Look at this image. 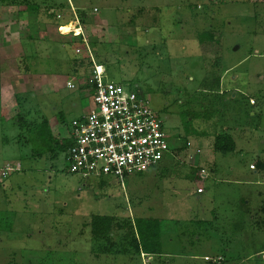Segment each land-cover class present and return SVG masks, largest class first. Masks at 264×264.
Listing matches in <instances>:
<instances>
[{
    "label": "rangeland",
    "instance_id": "rangeland-1",
    "mask_svg": "<svg viewBox=\"0 0 264 264\" xmlns=\"http://www.w3.org/2000/svg\"><path fill=\"white\" fill-rule=\"evenodd\" d=\"M74 21L84 35L60 30ZM91 56L149 100L172 148L186 146L125 188L69 171L68 151L33 156L28 142L44 119L72 138L93 108L80 83ZM0 70V264H264V0H0ZM224 132L235 151H213ZM198 166L210 174L200 198L184 179ZM93 213L157 219L162 254H94Z\"/></svg>",
    "mask_w": 264,
    "mask_h": 264
},
{
    "label": "built area",
    "instance_id": "built-area-1",
    "mask_svg": "<svg viewBox=\"0 0 264 264\" xmlns=\"http://www.w3.org/2000/svg\"><path fill=\"white\" fill-rule=\"evenodd\" d=\"M74 14L77 20L75 10ZM74 22L80 31L73 32L84 35L79 21ZM91 61L85 82L80 83L89 88L93 108L75 120L73 143L67 153L69 171L84 178L114 177L125 188L133 174L147 171L164 160L171 150L168 132L146 97L108 79L106 66L94 56ZM76 86L72 79L67 82L68 88ZM12 170H21V164L7 167L5 175ZM197 190L202 192L203 188L199 186ZM205 259L216 261L210 256Z\"/></svg>",
    "mask_w": 264,
    "mask_h": 264
},
{
    "label": "trees",
    "instance_id": "trees-1",
    "mask_svg": "<svg viewBox=\"0 0 264 264\" xmlns=\"http://www.w3.org/2000/svg\"><path fill=\"white\" fill-rule=\"evenodd\" d=\"M13 3L23 4L18 1H13ZM62 25H65V23L62 22ZM209 79L210 77L205 78V82L206 80L210 81ZM212 79L213 77H211ZM217 83H220V76L217 77ZM27 132L28 142L32 148V155L36 157L49 154L54 158L58 150L67 152L73 143L72 138L67 137L61 140L57 137L48 119L34 123L31 127L27 128ZM234 149H236V144L230 134L224 132L216 135L215 151L228 153L235 151ZM260 167H264L262 162ZM5 217L4 212L0 211L1 228L3 227L2 221H4ZM89 221L90 235L93 242L92 250L98 256L112 251L116 246L120 247L119 252L121 249L127 252L129 248L136 249L138 253L162 254L161 226L157 219L136 216L133 220H127L120 219L115 215L93 213ZM4 227L7 229L12 228L10 223Z\"/></svg>",
    "mask_w": 264,
    "mask_h": 264
},
{
    "label": "crops",
    "instance_id": "crops-1",
    "mask_svg": "<svg viewBox=\"0 0 264 264\" xmlns=\"http://www.w3.org/2000/svg\"><path fill=\"white\" fill-rule=\"evenodd\" d=\"M67 24H71V25H74V26H76L75 25V23L74 22H68V23H66L65 25H67ZM65 25H62V27L63 26H65ZM62 29V28H61ZM77 29V28H76ZM84 29V28H83ZM63 33H68V32H63ZM78 34V33H77ZM86 42V41H85ZM89 72V69H87V72H86V74H84V78H86V76H87V73ZM82 82V81H81ZM84 86V85H83ZM254 114V113H253ZM215 138H216V135H215V137H214V139L213 140H215ZM185 147L186 146H183V145H180V144H177L174 148H172L171 147V150L167 153V155H165V158H164V160L160 163V164H158V165H156V166H154V167H152V168H150L149 170H147V171H144V172H141V173H138V174H135V175H144V174H154V171H156V170H154V168H156V167H160V166H163L164 164L166 165V166H168V165H171L172 163H173V161L174 160H176V159H178V157H179V155L182 153V151H184V149H185ZM214 150L213 151H215V148H213ZM202 160V159H201ZM202 165L203 164H206L205 162H203V163H201ZM165 167V166H164ZM178 167L179 166H176V170H175V172H178L179 174H172V172L170 173V176H173L174 175V178H176V176L178 175V176H182L183 174H180V170L178 169ZM192 168L193 167H191L190 169H189V172H186L187 174H185V178L184 179H187V180H190L189 181V183H191L192 181L194 182L195 181V183L197 182V189L199 188V186L200 187H202L203 188V191L202 192H198V190L196 191V195H197V198H200V194H203V193H205V191H206V187L204 186V180L206 179V178H208V176H210V174H208V169L207 168H205V167H203V166H198L196 169H202V170H205V173H202V172H198V173H196V174H190V171L192 170ZM184 169H187L186 167H184ZM187 171V170H186ZM181 173H185L184 171L183 172H181ZM131 178L132 177H130V179L129 180H131ZM147 179V178H146ZM130 184V181H128V185ZM186 186V185H185ZM187 188V187H186ZM137 201H138V198H137ZM7 209V208H6ZM0 211L2 212V210L0 209ZM151 218V217H150ZM216 219L218 218V216H216L215 217ZM200 221H203L202 219H200ZM200 221H197V224L200 222ZM205 221V223H211V224H213V220L212 219H210V220H204ZM203 221V222H204ZM203 222H201V223H203ZM160 226H161V229H162V223L160 224ZM161 241H163V239H162V235H161ZM142 253V252H141ZM206 256H209V254H205V257ZM204 257V258H205ZM211 257V256H210ZM218 257H221V259H222V261H224V257H222V256H218ZM212 258V257H211ZM207 260V259H206ZM210 261V260H209ZM213 262V261H212Z\"/></svg>",
    "mask_w": 264,
    "mask_h": 264
},
{
    "label": "bare ground",
    "instance_id": "bare-ground-1",
    "mask_svg": "<svg viewBox=\"0 0 264 264\" xmlns=\"http://www.w3.org/2000/svg\"><path fill=\"white\" fill-rule=\"evenodd\" d=\"M62 28L65 31H77V33H79V31H80L79 29H76L77 28L76 26H73V25H65Z\"/></svg>",
    "mask_w": 264,
    "mask_h": 264
},
{
    "label": "clouds",
    "instance_id": "clouds-1",
    "mask_svg": "<svg viewBox=\"0 0 264 264\" xmlns=\"http://www.w3.org/2000/svg\"><path fill=\"white\" fill-rule=\"evenodd\" d=\"M202 172V171H201ZM204 173H205V170H204ZM143 254V253H142Z\"/></svg>",
    "mask_w": 264,
    "mask_h": 264
}]
</instances>
